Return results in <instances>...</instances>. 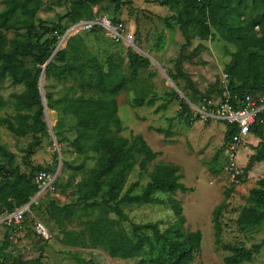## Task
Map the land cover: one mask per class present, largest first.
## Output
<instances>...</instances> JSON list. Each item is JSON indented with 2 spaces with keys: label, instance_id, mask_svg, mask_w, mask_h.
I'll use <instances>...</instances> for the list:
<instances>
[{
  "label": "trees",
  "instance_id": "trees-1",
  "mask_svg": "<svg viewBox=\"0 0 264 264\" xmlns=\"http://www.w3.org/2000/svg\"><path fill=\"white\" fill-rule=\"evenodd\" d=\"M103 0H57L55 4L64 3V13L56 21L40 20L35 23L34 17L43 6V0H5L6 6L0 10V79L9 77L15 84H22L21 92H14L11 101L16 113L1 115L0 124L4 125L16 136L32 134L28 143L25 157L29 158L35 147L41 143L45 135H49V128L44 114L39 79L44 64L49 59L44 69V88L48 109L59 113L56 124L53 125L54 135L63 147L64 130H71L67 125L66 117H72L77 123V134L71 143L77 147L83 159L78 164H71L63 157V163L74 169H82L90 159L95 160V165L74 183L75 199L66 203H59L56 198L44 200L48 215L55 222L68 219L77 214L76 206L79 204L90 205L98 198L102 212L94 218H87L84 227L79 231L63 228L57 239L67 246L103 247L110 256L119 258H133L141 254L144 244L151 248L158 247L160 253L154 261L159 264H189L195 254L200 250L201 230H182L168 226L161 228L160 220L137 222L124 210V204L130 203H156L170 207L177 215L178 222L182 225L185 215L182 205L175 197L177 190L186 191L187 187L182 181L181 167L169 162L154 163L148 173L149 180L141 192H134L140 185L135 180L124 190L130 171L134 168L137 157L139 168L145 171L148 164L156 157L154 151L141 134H132L129 137L118 133L123 128L119 115L117 94L127 81L135 79L139 68H149L151 60L131 46L127 49V57L131 73L126 76L121 72L120 65L112 55H108V70H104L99 59L91 55L82 45L81 36L71 35L64 47H58V36L62 34L70 23L92 17V7ZM167 4L168 0H159ZM245 0H239V8ZM183 4L176 1L177 14H172L179 22V27L186 38L182 43L179 54L174 58V69H167L168 75L180 86V79L184 80L186 95L192 102L203 105L202 98L220 92L221 83L217 79L204 90L198 88L191 74L185 70V61L197 64L196 60L200 50L204 47L202 42L197 43L191 50L193 36L190 25L195 23L200 39L214 38L212 22H208L206 8L211 0H183ZM264 0H252L256 7ZM264 5V4H263ZM196 10V11H193ZM121 10V1L117 0L114 7L115 17ZM258 26L259 29H255ZM15 31L9 37L6 30ZM102 28L95 27L91 32ZM103 30V29H102ZM136 33L139 34L138 29ZM232 40L237 49L232 53V59L226 65L230 87L238 93H264V9L257 11L251 17H245L241 23L229 27L226 36ZM140 45V41H137ZM52 55V56H51ZM49 78L56 81L51 82ZM76 80L81 92H77L73 84L69 89L57 94L54 87L58 82L64 84ZM90 91V92H89ZM95 91L96 93H92ZM168 96L156 111L165 109L167 104L179 96L176 89L166 93ZM181 109L178 117L188 125L192 109L188 102L181 98ZM156 97L144 98L136 95L133 103L137 106H153ZM6 102L0 98V106ZM225 124L224 142L221 151L236 131L233 124ZM254 133L261 137V141L253 146L255 151L248 157L247 163L238 178L247 172L258 161L264 160V125H256ZM55 156H58L56 151ZM16 154L0 143V212L12 211L30 201L38 191L34 180L36 172L46 169L41 165L31 166L29 172L15 164ZM162 192L164 196L156 194ZM34 203L31 204V211ZM225 205L218 204L213 210L212 221L216 229V243L231 254L225 256L227 264H240L253 260L260 253L264 240L254 242L250 246L239 243L221 241L222 210ZM112 211L118 216L115 220L108 216ZM26 216L24 223L27 224ZM264 220V177L257 180L256 186L250 189L246 203L241 207L236 218L241 226L255 225ZM127 222L130 232L119 222ZM28 226V224H27ZM17 226H6L0 241V264H6V251L12 242V232ZM43 251V247H41ZM20 264H43V254L31 259L19 258ZM203 264V263H199ZM264 264V263H263Z\"/></svg>",
  "mask_w": 264,
  "mask_h": 264
},
{
  "label": "rangeland",
  "instance_id": "rangeland-1",
  "mask_svg": "<svg viewBox=\"0 0 264 264\" xmlns=\"http://www.w3.org/2000/svg\"><path fill=\"white\" fill-rule=\"evenodd\" d=\"M43 6L37 11L34 21L38 24L40 20L56 21L64 13V3L55 4L57 0H43ZM121 10L115 17L120 18L126 27L133 32L134 45L125 42L112 41L105 32L100 29L97 32L90 30H80L79 32H69V28L62 33H67L62 43L58 47H64L67 39L71 35H80L84 48L96 56L102 68L108 70L107 56L115 57L116 62L121 67V72L128 76L131 73L127 49L131 46L137 52L152 57L149 68H139L136 77L132 81H127L117 94L119 105V115L123 128L118 133L129 137L132 134H141L151 148L157 152L156 157L148 164L145 171L139 168L137 157L134 168L130 171L124 190L135 180L140 181V185L134 192H141L144 185L149 180L148 173L152 170L154 163L169 162L178 164L181 167V181L189 190H177L175 197L182 205L185 221L181 225L177 220V215L170 207L156 203H130L124 204L123 208L128 215L137 222L149 220H160V227L173 226L182 230L199 229L202 233L200 250L195 254L193 261L189 264H227L225 256L231 254L230 250L221 248L216 243V229L212 221L213 210L218 204L225 205L220 218L221 241L235 242L245 246H250L254 242L264 240V220L255 225L241 226L237 224L236 218L241 207L246 203L249 191L256 186L257 180L264 177V160L258 161L247 172V174L237 177L224 169L227 159V150L221 151L224 142L225 124L219 120L203 121L196 119L188 125L182 118L178 117L181 109V98L190 104L199 105L192 102L186 95L184 80L180 79V86L169 78L167 69H174V58L179 54L181 45L186 41L179 22L172 14H177L175 8L177 0H168L167 4H162L159 0H120ZM117 0H103L92 7L93 14H114V7ZM245 8L237 9L239 0H211L206 8L208 22H212L214 38L200 39L196 31V24L190 25V32L193 36L192 45L187 50H191L197 43L202 42L204 47L200 50L193 64L185 61L184 68L191 74L198 88L204 90L217 79L220 80L224 73H227L226 65L232 59V53L237 49V45L229 40L227 32L229 27L235 23H241L245 17L253 16L257 11L264 9V3L260 2L258 7L252 4V0H245ZM179 0V4H183ZM6 6L5 0H0V10ZM193 11H196L193 9ZM138 29L139 34L136 33ZM255 29H259L255 26ZM9 37L15 35L12 29L6 30ZM61 35V34H60ZM140 41L138 45L137 41ZM60 38H58L59 42ZM154 59V60H153ZM55 82L54 78H49ZM174 81V82H173ZM73 84L77 92H81L78 82L70 79L65 84L58 82L54 87L57 94L69 89ZM24 89L22 84H15L9 77L0 79V98L6 103L0 106L1 115H13L16 108L11 102L14 92H21ZM172 89H179L177 97L173 98L165 109L156 111L157 106L162 104L166 93ZM90 92V91H89ZM92 93H96L92 91ZM182 94L185 95L182 97ZM139 95L144 98L156 97L153 106H137L133 103V97ZM59 113L53 109H48V119L50 124H56ZM67 125L71 130H64L63 147L58 152L59 143L56 136L45 135L39 143L34 153L25 157L28 143L32 140V134L16 136L4 125L0 124V143L16 154L15 164L21 169L29 172L31 166L41 165L47 167L48 171L55 174L54 190L48 191L39 198L32 207V211L27 217V224L24 223L23 230L12 232V242L6 251V264H20L18 259H31L37 257L40 252L43 254V264H159L154 258L160 253L159 248H151L144 244L141 254L133 258L112 257L103 247L88 246H67L62 244L57 236L63 228L79 231L84 227L87 218H94L100 215L99 200L89 203L90 205L79 204L76 206L77 214L61 222H55L48 215V210L44 200L56 198L63 204L75 199L74 183L86 174L94 165L95 160L90 159L82 169H74L63 163V157L71 164H78L83 159L82 154L77 151V147L71 140L77 134V123L72 117H66ZM49 128V127H48ZM56 141V142H55ZM261 141V137L254 132H250L240 142L237 148L236 160L240 164L241 172L247 163L248 157L255 151L253 146ZM56 151L58 156L56 157ZM59 157L61 161L59 162ZM164 196L162 192H156ZM108 216L118 220V216L110 211ZM35 221L43 223L51 232L50 238H43L38 235L33 224ZM128 232L130 227L127 222H119ZM6 229L0 224V241ZM43 247V251L42 248ZM264 245L259 254L251 261L240 264H263Z\"/></svg>",
  "mask_w": 264,
  "mask_h": 264
},
{
  "label": "built area",
  "instance_id": "built-area-1",
  "mask_svg": "<svg viewBox=\"0 0 264 264\" xmlns=\"http://www.w3.org/2000/svg\"><path fill=\"white\" fill-rule=\"evenodd\" d=\"M95 27L102 28L112 41L125 42L129 45L135 44L133 32L126 27L124 21L122 19L115 21L110 14H94L92 17L81 19L70 26L69 32L76 33ZM66 34L58 36L60 38L59 44L62 43ZM220 83V92L202 98L203 105L187 102L192 109V120H219L236 126L235 133L225 145L224 151L227 150V159L223 167L233 176H238L241 168L240 164L237 163L236 154L240 142L250 132H254L253 129L256 125H264V93L234 92L230 87L228 73L221 76ZM34 180L38 185V191L30 199L31 201L12 211L0 212L1 225H15L17 229L23 230L24 220L31 213V204L37 203L39 198L55 188V174L46 169L38 170ZM33 228L38 235L45 239L52 236L50 230L39 221L34 222Z\"/></svg>",
  "mask_w": 264,
  "mask_h": 264
},
{
  "label": "water",
  "instance_id": "water-1",
  "mask_svg": "<svg viewBox=\"0 0 264 264\" xmlns=\"http://www.w3.org/2000/svg\"><path fill=\"white\" fill-rule=\"evenodd\" d=\"M58 48V45L57 47L54 49L52 55L56 52ZM51 55V56H52ZM150 57V56H149ZM152 59V57H150ZM50 59V58H49ZM49 59L46 61V63L44 64L43 66V69L41 71V75H40V79H39V86H40V92H41V97H42V102H43V106H44V114H45V118H46V121H47V124H48V127H49V132L52 136H54L55 138V135H54V131H53V128H52V125L50 124L49 122V119H48V105H47V100H46V97H45V88H44V69H45V66L46 64L48 63ZM154 60V59H153ZM169 76V75H168ZM171 78V77H169ZM172 79V78H171ZM174 82V81H173ZM179 92H181L179 89H177ZM185 95L182 94V97H184ZM56 142V141H55ZM60 151V146H58V152ZM61 161V157H59V162ZM31 201V200H30Z\"/></svg>",
  "mask_w": 264,
  "mask_h": 264
},
{
  "label": "crops",
  "instance_id": "crops-1",
  "mask_svg": "<svg viewBox=\"0 0 264 264\" xmlns=\"http://www.w3.org/2000/svg\"><path fill=\"white\" fill-rule=\"evenodd\" d=\"M131 31V30H130Z\"/></svg>",
  "mask_w": 264,
  "mask_h": 264
}]
</instances>
